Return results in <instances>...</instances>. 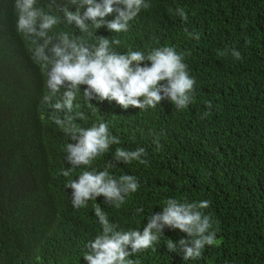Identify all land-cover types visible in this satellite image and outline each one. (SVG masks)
<instances>
[{"label":"trees","instance_id":"obj_1","mask_svg":"<svg viewBox=\"0 0 264 264\" xmlns=\"http://www.w3.org/2000/svg\"><path fill=\"white\" fill-rule=\"evenodd\" d=\"M149 2L151 7L129 23L127 32L102 26L92 28L89 38L93 43L99 36L119 39L113 48L124 53L147 54L165 46L190 52L185 63L196 80L195 100L182 110L168 100L140 110L118 134L119 146L145 149L148 163L133 161L128 173L150 193L157 212L168 198L207 199L211 206L203 211L218 221L214 227L219 231L217 244L206 245L195 260L168 251L169 238H186L168 228L155 250L129 259L136 264H264V0ZM13 7L14 0H0V264H88L82 255L93 235L81 224L50 225L52 215L68 209L71 192L65 184L84 170L73 168L69 177L63 176L61 170L72 165L58 154L61 162L47 172L52 162L39 150L40 127L33 112L41 77L15 32ZM177 7L185 9L187 21L175 14ZM185 27L199 32L200 39L188 36ZM232 48L242 60L231 55ZM222 50L228 54L218 55ZM157 129L163 133L156 134ZM54 190L65 196L62 201ZM135 193L123 204L122 226L128 231H142L152 215L132 201Z\"/></svg>","mask_w":264,"mask_h":264},{"label":"clouds","instance_id":"obj_2","mask_svg":"<svg viewBox=\"0 0 264 264\" xmlns=\"http://www.w3.org/2000/svg\"><path fill=\"white\" fill-rule=\"evenodd\" d=\"M150 7L149 0H14L15 32L41 77L33 112L40 127L39 150L52 162L47 172L61 162L58 154L72 165L61 170L63 176L69 177L73 168L84 170L65 184L71 192L65 203L68 209L52 215L50 225L58 229L81 224L93 235L89 240L94 241L85 245L82 255L88 264H136L129 257L155 250L165 228L186 233V238L175 242L169 238L165 243L169 252L181 253L185 261L200 258L206 245L217 244L219 228L214 224L218 221L203 211L211 201L168 198L157 212L150 193L141 190L128 173L129 163H148L143 158L145 149L119 146L118 134L140 110L155 109L164 100L182 110L195 100L196 80L185 63L190 52L165 46L147 54L131 49L124 53L119 46L113 48L119 39L99 36L93 43L89 38L92 28L102 26L115 33L127 32L129 23ZM175 14L188 20L182 7ZM184 31L200 39L199 32L186 27ZM227 54L228 50L218 52ZM231 55L243 59L235 48ZM206 103L211 109V101ZM155 142L159 147V141ZM53 192L64 199L58 190ZM130 193H135L133 202L142 203L144 211L152 214L142 231L122 226L127 208L123 204Z\"/></svg>","mask_w":264,"mask_h":264}]
</instances>
